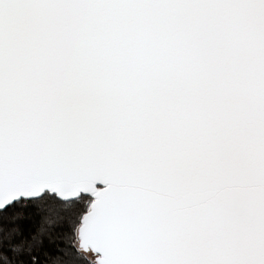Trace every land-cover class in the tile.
Here are the masks:
<instances>
[{
  "label": "snow or ice",
  "instance_id": "snow-or-ice-1",
  "mask_svg": "<svg viewBox=\"0 0 264 264\" xmlns=\"http://www.w3.org/2000/svg\"><path fill=\"white\" fill-rule=\"evenodd\" d=\"M0 264H264V0H0Z\"/></svg>",
  "mask_w": 264,
  "mask_h": 264
}]
</instances>
